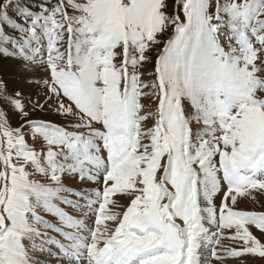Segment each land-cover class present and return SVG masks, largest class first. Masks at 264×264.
Here are the masks:
<instances>
[{"label": "snow or ice", "instance_id": "obj_1", "mask_svg": "<svg viewBox=\"0 0 264 264\" xmlns=\"http://www.w3.org/2000/svg\"><path fill=\"white\" fill-rule=\"evenodd\" d=\"M264 0H0V264H264Z\"/></svg>", "mask_w": 264, "mask_h": 264}, {"label": "rangeland", "instance_id": "obj_2", "mask_svg": "<svg viewBox=\"0 0 264 264\" xmlns=\"http://www.w3.org/2000/svg\"><path fill=\"white\" fill-rule=\"evenodd\" d=\"M259 202L253 201H243L240 204L241 208H245L248 210H257V211H264V197H258Z\"/></svg>", "mask_w": 264, "mask_h": 264}]
</instances>
